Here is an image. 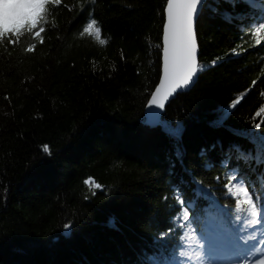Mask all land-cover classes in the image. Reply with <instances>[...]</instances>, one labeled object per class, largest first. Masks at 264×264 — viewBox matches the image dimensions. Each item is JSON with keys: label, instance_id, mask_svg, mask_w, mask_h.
Masks as SVG:
<instances>
[{"label": "trees", "instance_id": "obj_1", "mask_svg": "<svg viewBox=\"0 0 264 264\" xmlns=\"http://www.w3.org/2000/svg\"><path fill=\"white\" fill-rule=\"evenodd\" d=\"M165 2L61 0L48 6L43 43L30 35L0 43V264H140L163 257L169 245L192 251L193 235L215 215L206 211L210 202L196 198L199 223L193 216L180 227L176 194L193 197L192 181L235 207L224 185L232 168L247 169L229 148L253 145L210 122L242 94L226 125L244 132L259 122L264 37L254 29L264 20L229 22L207 7L198 16V60L210 66L166 103L162 119L184 129L177 142L143 118L160 74ZM224 11L233 9L220 0ZM235 12L249 8L239 3ZM93 18L106 45L81 35ZM260 172L264 167L253 165L248 175L256 194L264 191ZM88 179L103 188L90 189ZM170 228L177 231L158 247Z\"/></svg>", "mask_w": 264, "mask_h": 264}, {"label": "snow or ice", "instance_id": "obj_2", "mask_svg": "<svg viewBox=\"0 0 264 264\" xmlns=\"http://www.w3.org/2000/svg\"><path fill=\"white\" fill-rule=\"evenodd\" d=\"M92 2L95 3V0ZM219 3L220 0H214V3H207V0H167L166 3L162 34V76L159 85L151 93V98L147 102L148 111L144 122L153 128L161 127L177 142L181 140L184 129L180 125L165 122L161 113L173 94L190 87L195 83L198 75L210 66L198 60L195 27L198 16L202 15L207 7L208 11L221 14L229 22L236 17L264 20V0H226L233 11L223 13L219 12ZM239 3H244L249 8V12L236 13L235 8ZM50 4L58 6L61 0H4L0 43L7 40L15 45L25 35H30L43 43L42 33L46 31L44 25L48 23ZM97 24L96 19H90L81 35L88 34L100 45H106L108 40L102 37V30ZM254 31L258 37H264V23H259ZM256 43H261L260 38L256 40ZM34 48V44L30 45L26 51L32 52ZM216 63L215 60L212 62V64ZM255 83L256 81H253V85ZM242 98L243 94L240 98L234 99L228 108L219 110L216 119L210 122L212 127H227L233 135H242L253 145L249 150H244L237 144L229 148V152H234L235 158L247 169L246 172L244 168H232V174L227 177L228 183L224 185L227 196L235 198V207L225 208L203 184L192 181L196 185L193 197L185 198L182 191L176 194L177 203L182 209L179 220L184 222L180 227L191 224L193 216H195V222L199 223V216L193 211L198 208L196 198H204L210 202L211 208L206 211L215 213L207 217L199 230V237L193 235L192 239L196 241L195 250L189 251L183 244L169 245L165 247L163 257L153 255L151 259L146 258L140 264H223L224 261H229L230 264H264V191L256 194L255 185L250 184L248 179L253 165L264 167V132L258 131L264 127V106L260 107L253 117L254 121L258 119L259 122H254L251 129L241 132L239 129L228 127L226 121L231 109H234ZM43 150L46 153L49 152V146L43 145ZM176 151L178 157H182L179 143ZM231 159V156L226 155L222 164L229 166ZM259 177L260 186L264 188V172H260ZM85 183L90 189L103 188V185L93 179H88ZM70 227V224L64 225L65 229ZM175 231H177L176 228H170L167 232L161 233V240L157 242V246H164L163 238ZM185 239L186 235L180 236L181 241ZM169 247H171L170 253ZM177 248L181 250L177 252Z\"/></svg>", "mask_w": 264, "mask_h": 264}, {"label": "water", "instance_id": "obj_3", "mask_svg": "<svg viewBox=\"0 0 264 264\" xmlns=\"http://www.w3.org/2000/svg\"><path fill=\"white\" fill-rule=\"evenodd\" d=\"M166 3H167V0H166V2H165V5H164V20H163V24H162V33H161V63H160V74H159V77H158V80H157V82H156V84L154 85V87H153V89L151 90V92H150V94H149V96H148V100L151 98V93L155 90V88L159 85V82H160V78H161V76H162V34H163V25H164V23H165V7H166ZM192 85H190V87H191ZM190 87H188V88H185V89H182V90H178L177 92H179V91H184V90H187V89H189ZM174 95V94H173ZM171 98V97H170ZM169 98V99H170ZM148 100H147V102H148ZM169 101V100H168ZM167 101V102H168ZM166 102V103H167ZM146 105H147V103H146ZM148 111V109H147V107L145 106V111H144V115H143V118H144V120H145V114H146V112ZM162 113H163V111H162ZM162 113H161V116H162Z\"/></svg>", "mask_w": 264, "mask_h": 264}, {"label": "rangeland", "instance_id": "obj_4", "mask_svg": "<svg viewBox=\"0 0 264 264\" xmlns=\"http://www.w3.org/2000/svg\"><path fill=\"white\" fill-rule=\"evenodd\" d=\"M3 3H4V0H0V23L3 24V16H4V8H3ZM241 199H243L241 197ZM195 250L194 248H192V251Z\"/></svg>", "mask_w": 264, "mask_h": 264}]
</instances>
